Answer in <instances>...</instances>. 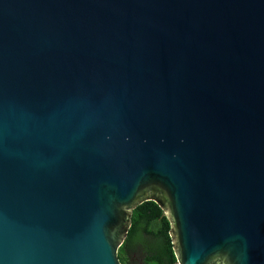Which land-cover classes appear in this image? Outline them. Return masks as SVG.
<instances>
[{"label": "water", "instance_id": "1", "mask_svg": "<svg viewBox=\"0 0 264 264\" xmlns=\"http://www.w3.org/2000/svg\"><path fill=\"white\" fill-rule=\"evenodd\" d=\"M145 201L264 264V0H0V264H121Z\"/></svg>", "mask_w": 264, "mask_h": 264}, {"label": "trees", "instance_id": "2", "mask_svg": "<svg viewBox=\"0 0 264 264\" xmlns=\"http://www.w3.org/2000/svg\"><path fill=\"white\" fill-rule=\"evenodd\" d=\"M130 228L118 249L121 264H177L169 235L171 223L153 201H145L132 211Z\"/></svg>", "mask_w": 264, "mask_h": 264}]
</instances>
